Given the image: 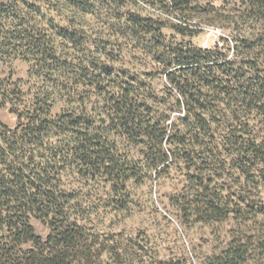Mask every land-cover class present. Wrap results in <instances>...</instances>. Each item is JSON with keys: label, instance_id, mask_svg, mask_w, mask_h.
Masks as SVG:
<instances>
[{"label": "trees", "instance_id": "1", "mask_svg": "<svg viewBox=\"0 0 264 264\" xmlns=\"http://www.w3.org/2000/svg\"><path fill=\"white\" fill-rule=\"evenodd\" d=\"M217 1L247 35L209 47L175 39L200 31ZM41 5L63 24L45 26ZM99 18L108 31L91 25ZM119 37L149 57L161 88L116 64ZM4 56L29 61L37 79L32 92L0 80V108L17 117L13 127L0 121V264H118L123 252L111 246L102 258L64 176L109 183L106 205L121 208L130 180L180 164L187 185L174 200L186 222L231 217L258 230L204 264H264V0H0ZM32 218L48 226L45 237Z\"/></svg>", "mask_w": 264, "mask_h": 264}, {"label": "rangeland", "instance_id": "2", "mask_svg": "<svg viewBox=\"0 0 264 264\" xmlns=\"http://www.w3.org/2000/svg\"><path fill=\"white\" fill-rule=\"evenodd\" d=\"M220 5L221 3L217 1L218 12L204 16L200 31L183 38L175 34V39L189 40L203 47L205 39H208L210 46L232 31L239 35L244 32L247 35L248 29L245 27L234 29L233 23H230L233 12L228 9L229 6L221 8ZM41 6L40 12L45 15L41 21L45 26L56 27L63 24L57 11H51L50 17L47 18L49 13L46 15V7ZM134 9L143 13L149 10L141 3ZM50 18L52 21H48ZM99 19L97 22L91 21V25L103 32L108 31L111 26L110 19ZM163 31L167 35H173V31L168 27H164ZM94 36L101 38L95 34ZM119 41L122 42V51L115 55L113 53L117 60L116 64L119 66L122 62L130 71L149 73L151 77L145 79L144 75L142 78L150 80L154 77L151 81L154 90L161 88L164 79L155 71V65L149 57L140 55L126 38L119 37ZM31 71L30 62L20 56L0 57V80L9 79L13 83L16 82L24 91L29 89L32 92V84L37 79L36 76L30 75ZM102 105L103 103H100L97 110ZM61 106L63 103L56 101L52 112L56 113ZM0 121L10 127L16 124L17 117L11 105L7 104L0 108ZM132 152L137 156L138 147L132 148ZM157 169L141 181L130 180L127 183L129 197H125L127 201L121 208L106 205L109 202L106 200L109 183L98 179L85 180L69 173H67L69 176H64L65 185L75 189L77 193L82 222L97 237L96 246L101 248L102 258L112 246L123 252L118 264H204L208 256L218 254L234 236L241 232L258 231L250 222L239 224L231 217L215 223L196 222L194 217H190L186 222L174 196L187 185L188 172L183 164L169 166L168 169L160 167ZM31 223L37 234L42 237L47 235L49 229L45 223L36 218H32ZM124 252L127 256L128 253H132L133 261H129ZM106 262L104 261V264Z\"/></svg>", "mask_w": 264, "mask_h": 264}, {"label": "built area", "instance_id": "3", "mask_svg": "<svg viewBox=\"0 0 264 264\" xmlns=\"http://www.w3.org/2000/svg\"><path fill=\"white\" fill-rule=\"evenodd\" d=\"M209 41L208 39H205L204 42H203V47H208L209 46ZM220 44V43H219Z\"/></svg>", "mask_w": 264, "mask_h": 264}]
</instances>
